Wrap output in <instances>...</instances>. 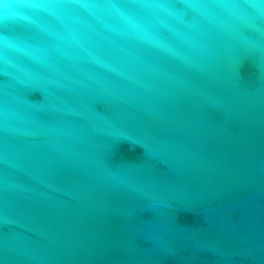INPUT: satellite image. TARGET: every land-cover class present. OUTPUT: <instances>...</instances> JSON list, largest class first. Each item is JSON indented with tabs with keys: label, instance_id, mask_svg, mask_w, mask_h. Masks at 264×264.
Segmentation results:
<instances>
[{
	"label": "water",
	"instance_id": "water-1",
	"mask_svg": "<svg viewBox=\"0 0 264 264\" xmlns=\"http://www.w3.org/2000/svg\"><path fill=\"white\" fill-rule=\"evenodd\" d=\"M0 264H264V0H0Z\"/></svg>",
	"mask_w": 264,
	"mask_h": 264
}]
</instances>
